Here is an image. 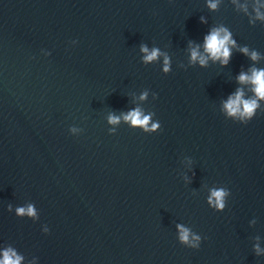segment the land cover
Returning a JSON list of instances; mask_svg holds the SVG:
<instances>
[{"label":"water","instance_id":"1","mask_svg":"<svg viewBox=\"0 0 264 264\" xmlns=\"http://www.w3.org/2000/svg\"><path fill=\"white\" fill-rule=\"evenodd\" d=\"M211 2L0 0V251L20 264H264V100L246 124L224 107L238 88L253 95L240 72L264 68V2ZM221 27L229 63L192 62ZM137 109L145 126L124 119ZM30 204L35 216L17 212Z\"/></svg>","mask_w":264,"mask_h":264},{"label":"clouds","instance_id":"2","mask_svg":"<svg viewBox=\"0 0 264 264\" xmlns=\"http://www.w3.org/2000/svg\"><path fill=\"white\" fill-rule=\"evenodd\" d=\"M264 2V0H262ZM211 8H216V3H209ZM258 16L260 13H257ZM200 45H196L191 48V61H199L201 65L206 64L207 60L210 58L213 61L218 60L221 64L227 65L231 58V50L236 47V42L232 38L231 33L226 28H214L211 29L203 38V53L200 51ZM141 51L145 53L143 59L145 62L152 61L157 58L159 50L149 48L144 45L141 47ZM240 51L245 54L250 55L252 60H257L259 54L253 50L249 52L247 47L240 48ZM168 58L165 56V70H167ZM237 80L241 84H246L250 86V91L253 93L252 96L246 98L245 92L242 88H238L234 93L230 94L227 101L225 102L226 114L235 118H238L243 123H247L252 120L260 107V100H264V68H258L252 66L248 72H240L237 76ZM125 120L131 122L133 126H145L149 120L148 115H142L141 112L137 110L130 111L124 117ZM119 120L117 116H111L110 121L116 122ZM158 127L157 123H153L151 128H145L146 131H154ZM228 195L227 191L223 188L214 189L212 191V206L220 210L224 207V201ZM17 212L20 214H29L35 216V210L33 205H28L25 207H18ZM179 240L181 243L188 244L192 247H196L195 241L199 240V237H193L189 239L190 230L183 226H179ZM23 259L22 256L18 255L15 250L8 247L0 251V264H20Z\"/></svg>","mask_w":264,"mask_h":264}]
</instances>
